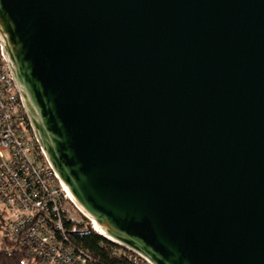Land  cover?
<instances>
[{
    "label": "water",
    "instance_id": "water-1",
    "mask_svg": "<svg viewBox=\"0 0 264 264\" xmlns=\"http://www.w3.org/2000/svg\"><path fill=\"white\" fill-rule=\"evenodd\" d=\"M0 38L111 239L151 264H264V0H0Z\"/></svg>",
    "mask_w": 264,
    "mask_h": 264
},
{
    "label": "built area",
    "instance_id": "built-area-1",
    "mask_svg": "<svg viewBox=\"0 0 264 264\" xmlns=\"http://www.w3.org/2000/svg\"><path fill=\"white\" fill-rule=\"evenodd\" d=\"M0 247L24 250L35 264H108L79 237L93 229L72 201L28 116L0 38ZM99 233V232H98ZM100 234V233H99ZM107 238V237H106ZM109 239V264H151L129 246Z\"/></svg>",
    "mask_w": 264,
    "mask_h": 264
},
{
    "label": "trees",
    "instance_id": "trees-1",
    "mask_svg": "<svg viewBox=\"0 0 264 264\" xmlns=\"http://www.w3.org/2000/svg\"><path fill=\"white\" fill-rule=\"evenodd\" d=\"M4 224V211L0 206V231ZM82 244L88 248L94 255L104 258L108 264L111 259L108 256V249L111 248L113 243L105 236L94 231L92 228L83 231V236L80 238ZM0 264H35L34 259L24 250H17L9 252L8 250L0 247Z\"/></svg>",
    "mask_w": 264,
    "mask_h": 264
},
{
    "label": "bare ground",
    "instance_id": "bare-ground-1",
    "mask_svg": "<svg viewBox=\"0 0 264 264\" xmlns=\"http://www.w3.org/2000/svg\"><path fill=\"white\" fill-rule=\"evenodd\" d=\"M69 193H70V197H71V199H72V201L78 206V208L80 209V211L84 214V215H86L90 220H91V222H92V224H93V226H94V228L100 233V234H102L103 236H106L107 238H110L111 239V237L104 231V229H102L98 224H97V222L94 220V219H92L84 210H83V208L77 203V201L75 200V198L73 197V195L71 194V192L69 191Z\"/></svg>",
    "mask_w": 264,
    "mask_h": 264
},
{
    "label": "rangeland",
    "instance_id": "rangeland-1",
    "mask_svg": "<svg viewBox=\"0 0 264 264\" xmlns=\"http://www.w3.org/2000/svg\"><path fill=\"white\" fill-rule=\"evenodd\" d=\"M102 235V234H101Z\"/></svg>",
    "mask_w": 264,
    "mask_h": 264
}]
</instances>
